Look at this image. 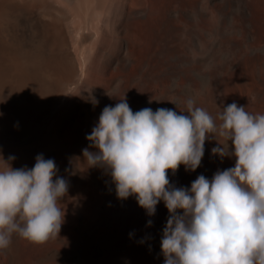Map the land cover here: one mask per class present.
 Here are the masks:
<instances>
[{"label":"bare ground","instance_id":"obj_1","mask_svg":"<svg viewBox=\"0 0 264 264\" xmlns=\"http://www.w3.org/2000/svg\"><path fill=\"white\" fill-rule=\"evenodd\" d=\"M234 1L249 38L239 50L264 52V20H256L264 0ZM216 2L0 0V170L9 163L31 169L43 155L55 161L53 179L68 182L60 200L65 217L59 235L37 244L14 234L11 245L0 250V264H164L161 240L170 216L164 201L150 216L135 196L118 198L109 170L92 166L83 150L98 151L86 137L105 106L126 96L133 112L157 110L163 73L174 62L180 84L188 80L187 71L201 75L203 55L221 64L226 40L214 37L203 44V20L212 17L206 12L203 17V5L210 9ZM254 76L263 80L258 68ZM203 94V109L214 118L233 102L264 114L263 83L216 84ZM175 111L188 115L185 105ZM217 139L224 138L207 135L195 171L183 164L168 171L173 187L190 189L198 176L211 180L218 170L235 166L234 156L212 154ZM10 156L16 159L9 161Z\"/></svg>","mask_w":264,"mask_h":264},{"label":"clouds","instance_id":"obj_2","mask_svg":"<svg viewBox=\"0 0 264 264\" xmlns=\"http://www.w3.org/2000/svg\"><path fill=\"white\" fill-rule=\"evenodd\" d=\"M186 112H133L125 96L102 110L86 137L98 151L85 148L84 158L109 170L118 198L135 196L148 215L164 201L170 213L161 240L164 264H264V114L233 102L214 118L191 99ZM210 133L232 142L234 151L217 139L212 154L234 156L235 166L218 170L211 180L198 176L190 189L173 187L168 171L175 173L181 164L195 171ZM56 172L55 161L43 155L31 169L9 163L0 170V250L14 234L37 244L59 235L68 182L54 180Z\"/></svg>","mask_w":264,"mask_h":264},{"label":"rangeland","instance_id":"obj_3","mask_svg":"<svg viewBox=\"0 0 264 264\" xmlns=\"http://www.w3.org/2000/svg\"><path fill=\"white\" fill-rule=\"evenodd\" d=\"M205 12L208 15L212 14V17L210 22L205 23L203 20V44L209 40L214 41V37H219L226 40L225 46H228L223 51L225 54L216 53L221 64L216 66L215 60L212 62L211 57L203 55V71L200 77L186 69L188 80L181 84L178 81H182V77L176 78L179 72H173L178 68L175 62L167 72L161 71L166 76V80L159 86L158 109L160 107L179 110L183 105L187 106V101L190 99L195 101V106L204 108L206 99L203 98V91L212 89L216 84L232 88L240 85L264 84V52L252 54L239 50V47L249 42L247 25L239 3L234 0H217L215 6L210 9H206L203 5V17ZM256 20H264V7L260 9ZM233 47L234 49H231ZM257 68L262 71L263 80L254 76ZM227 97L229 96L223 94V98L227 99ZM221 143L227 144L228 141L224 138ZM204 161L203 159V164Z\"/></svg>","mask_w":264,"mask_h":264}]
</instances>
